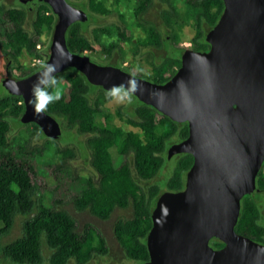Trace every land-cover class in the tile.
<instances>
[{
	"label": "trees",
	"instance_id": "trees-1",
	"mask_svg": "<svg viewBox=\"0 0 264 264\" xmlns=\"http://www.w3.org/2000/svg\"><path fill=\"white\" fill-rule=\"evenodd\" d=\"M68 1L85 10L88 16L86 21H75L68 27V49L85 54L93 48L94 42H98L102 52L106 53L105 61L101 62L92 56H89L90 59L98 63H109L119 53L120 45L113 41L101 42L100 37L114 33L118 38L125 39V32L118 25H97L88 34V26L97 21L96 14L108 13V7L100 0ZM141 1L146 6L152 3V0ZM185 3L186 14L195 12L194 27L198 31L192 38V49L208 50L205 34L218 21L224 7L223 0H186ZM27 11L26 6L7 8L0 5V46L2 43L8 46L0 47V55L6 56L11 60L9 62L16 64L21 70L18 78L40 69L48 56L50 41L45 49L44 61L33 69H24L18 62L17 56L21 52L38 55L37 41L32 31L39 35L42 29L51 31L56 22V15L46 2L36 4L30 22ZM135 14L138 16L139 11L136 10ZM182 15V11L170 5L159 10V20H147L148 24L143 26L146 36L136 40L135 44L155 48L164 46L166 53L152 61V76L141 73L138 76L164 83L176 72L181 63L180 54L185 49L175 44L174 33L176 23ZM27 23H30L31 30L27 29ZM54 76L59 81L61 99L49 104L45 112L59 122V137L70 132L84 137L83 144L90 153V165L95 172L89 178L79 175L69 177L65 162L74 157V152L67 145L59 146L57 151L61 154V159L57 165L60 172L57 186L64 187V181H71L75 188L68 195L71 194L76 208L87 209L102 219L109 218L116 208H130L131 212L127 217L115 220L113 232L126 257L142 264L149 259L146 237L152 225L151 212L156 199L163 187L171 191L184 187L185 174L193 161L189 153L167 157V147L173 141L178 142L187 137L188 124L170 119L132 94L129 108L121 105L117 110L118 114L125 113V123L134 127L125 129L114 121L113 113L102 108L104 100L97 95V91L103 92L107 97L109 91L89 83L74 67H67ZM90 92L94 93L92 98L89 96ZM23 111L24 103L20 96L7 91L0 94V239L11 231L17 215L28 217L22 225L20 236L2 246V254L16 264H39L42 261L43 238L51 249L49 264H68L70 260L82 263L91 253V249L87 253L85 249L94 235L93 227L86 224L84 230L78 231L74 218L66 209L57 205L61 200L50 204L42 203L39 197L41 186L31 179L30 172H35L37 164L34 158L41 154L43 146L26 144L17 148L9 140L10 121L23 124L20 121ZM25 125L33 126L31 136L40 133L44 135L37 124L30 122ZM112 149L119 155L117 162L112 157ZM167 159L175 160L171 174L161 183L155 182L159 172L166 166ZM256 186L258 191L255 194H247L241 200L235 230L264 244L262 172L256 177ZM261 197L263 208L260 206ZM101 242L103 243L102 239ZM209 243L214 248L223 246V242L217 238H212Z\"/></svg>",
	"mask_w": 264,
	"mask_h": 264
},
{
	"label": "water",
	"instance_id": "water-1",
	"mask_svg": "<svg viewBox=\"0 0 264 264\" xmlns=\"http://www.w3.org/2000/svg\"><path fill=\"white\" fill-rule=\"evenodd\" d=\"M46 2L56 15L45 64L80 71L93 85L139 84L132 93L176 122H187L188 135L172 143L167 157L189 153L192 164L184 188L159 194L146 237L149 259L142 264H264V244L235 230L241 200L258 191L256 176L264 163V0H223V11L205 34L209 49L185 48L180 66L164 83L135 76L89 55L71 52L66 32L86 21L85 10L68 0H25L29 10ZM42 67L1 84L20 96L22 123L37 124L45 136L57 138L55 117L34 114L32 86ZM217 238L220 248L210 245Z\"/></svg>",
	"mask_w": 264,
	"mask_h": 264
},
{
	"label": "rangeland",
	"instance_id": "rangeland-1",
	"mask_svg": "<svg viewBox=\"0 0 264 264\" xmlns=\"http://www.w3.org/2000/svg\"><path fill=\"white\" fill-rule=\"evenodd\" d=\"M109 9L108 13L96 14L97 21L91 23L88 26V34L95 26H111L118 25L126 34L125 39L118 38L114 33L110 36H101V42H117L120 46L119 53L114 55V58L109 60V63L115 66H121L124 70L129 73L138 76V73L152 76V61L158 60L159 55L165 54V47L160 48L155 47H141L135 44V41L146 36L145 25H141L135 16L132 15L133 0H100ZM70 2V1H69ZM73 4V2H70ZM174 4L180 8L182 11L180 20L177 21L175 26L176 42L175 44L179 47L192 48V38L198 32L196 27H194V15L195 12L191 11L186 14L187 8L184 9V4L182 0H174ZM0 5L5 7H16L22 8L25 6L24 0H0ZM74 5V4H73ZM77 6V5H75ZM163 7H167L166 3L162 0H152V5L147 12L146 19L148 20H159V10ZM184 10V11H183ZM185 13V14H184ZM34 14L33 10L27 11V19L31 20ZM42 20V18H41ZM27 29L31 30L30 23L26 24ZM37 43H40V48H36L38 55L29 54L26 52H21L17 56L18 62L23 65L24 69H33L38 64L42 63L46 57L45 49L48 42L51 39L52 30L47 29L40 30V35L35 34ZM2 48H8L4 43L1 44ZM184 49H182L183 51ZM86 54L92 56L93 58L104 62L106 53L102 52L99 43H93V48L86 51ZM181 55V54H180ZM39 59V61H34V59ZM99 64H105L101 63ZM35 63V64H34ZM98 63V61H97ZM16 64L8 61V58L3 54L0 55V94L6 92L5 88L1 84V81L7 75L14 78H18L21 70L18 69ZM94 93L90 92L89 96L92 98ZM97 95L102 97L104 100L102 103V108L104 111L113 113L114 121L122 125L125 129L131 127L125 123L127 115L125 113L118 114V107L121 105H131L127 99L123 103L116 102L115 100L107 97L103 92L97 91ZM132 101V97H131ZM11 131L9 133V140L17 148L23 145L29 146H43L41 154L36 155L34 158L35 172H30L31 179L37 183L39 186V197L44 204H50L53 201L61 200V203L57 204L59 207L66 209L69 214L74 218L76 222V227L78 231L84 230L86 224L93 227L94 235L91 239L90 245L85 249V253L91 249L90 255L82 263H77L75 260H70L68 264H140L139 262L132 261L128 259L124 253V250L119 243L113 232V224L118 217H127L131 209L126 208H116L111 213L110 217L107 219H102L90 213L87 209L80 210L77 209L71 194L69 191H73L74 184L71 181H64L66 186H57V177L60 175L58 172L57 165L60 163L61 154L57 151L59 146L67 145L74 152V157L66 160V170L69 177H74L79 175L82 178H89L95 174L93 168L90 165V153L83 144L85 140L84 137L76 132L63 133L62 137L57 139L45 138L43 134H38L36 136H31L33 126L19 124L17 121L12 120ZM172 143H175L174 141ZM112 157L117 162L118 154L115 149L111 150ZM166 166L159 172L158 176L155 178V182L161 183L168 177L175 165L174 159H167ZM47 165H50L47 166ZM53 168V169H52ZM51 171H54L51 173ZM261 172L264 174V164L261 168ZM62 175V174H61ZM163 187V186H162ZM165 188H162L164 191ZM264 195V192H262ZM260 206L263 208L262 197L260 198ZM264 222V209H262ZM28 217L23 215H17L15 223L11 231L1 237L0 239V264H16L12 262L9 258L2 254L1 248L7 242L13 240L15 237L20 236L22 232V225ZM1 226V224H0ZM101 239L103 243L101 242ZM51 253V249L47 246L44 239L42 238V261L39 264H49L48 257Z\"/></svg>",
	"mask_w": 264,
	"mask_h": 264
},
{
	"label": "clouds",
	"instance_id": "clouds-1",
	"mask_svg": "<svg viewBox=\"0 0 264 264\" xmlns=\"http://www.w3.org/2000/svg\"><path fill=\"white\" fill-rule=\"evenodd\" d=\"M42 73L32 86V101L34 114L40 116L46 110L49 104L55 103L61 99L58 79L52 75L58 70V64L42 65ZM139 84L130 80L128 86H113L107 94L116 102L123 103L125 99L130 103L132 93L139 90ZM52 89V91H49Z\"/></svg>",
	"mask_w": 264,
	"mask_h": 264
},
{
	"label": "flooded vegetation",
	"instance_id": "flooded-vegetation-1",
	"mask_svg": "<svg viewBox=\"0 0 264 264\" xmlns=\"http://www.w3.org/2000/svg\"><path fill=\"white\" fill-rule=\"evenodd\" d=\"M25 1V0H24ZM164 3H166V5H167V7H163V8H168V7H170V5L171 6H173L176 10H179L180 11V8L179 7H177L176 6V4H174V0H170V1H168V0H162ZM183 1V4H184V9L185 8H187V6H186V3H185V1L186 0H182ZM170 3V4H169ZM25 4V3H24ZM152 5V3L150 4V5H144V3L141 1V0H133V9H132V15H133V17L135 16V18H137L138 19V21L140 22V24L141 25H145V24H148V22H147V20L148 19H146V17L145 16H147V12L149 11V9H150V6ZM26 6V5H25ZM35 8V7H34ZM163 8H161V9H163ZM160 9V10H161ZM29 10V9H28ZM33 10V9H32ZM139 11V14H138V16L135 14V11ZM184 11V10H183ZM142 17H141V16ZM209 30V29H208ZM207 30V31H208ZM206 31V32H207ZM1 47V46H0ZM8 61H11V60H9L8 59ZM44 61V60H43ZM6 76H7V73H6ZM172 144V143H171ZM170 144V145H171ZM169 145V146H170ZM168 146V147H169ZM168 147H167V149H168ZM179 154V153H178ZM174 155H177V154H174ZM173 155V156H174ZM173 156H171V157H173ZM170 157V158H171ZM263 166V165H262ZM262 168V167H261ZM261 168H260V170H259V172L258 173H260L261 172ZM258 175V174H257ZM257 177V176H256ZM184 188V187H183ZM182 188V189H183ZM163 192V191H162Z\"/></svg>",
	"mask_w": 264,
	"mask_h": 264
},
{
	"label": "built area",
	"instance_id": "built-area-1",
	"mask_svg": "<svg viewBox=\"0 0 264 264\" xmlns=\"http://www.w3.org/2000/svg\"><path fill=\"white\" fill-rule=\"evenodd\" d=\"M40 46H41L40 43H37V44H36V48H37V49L40 48ZM34 61H39V59H36V58H35ZM34 64H35V63H34Z\"/></svg>",
	"mask_w": 264,
	"mask_h": 264
}]
</instances>
